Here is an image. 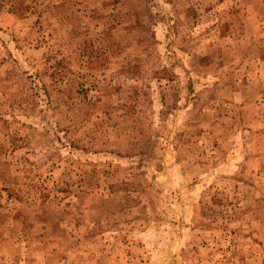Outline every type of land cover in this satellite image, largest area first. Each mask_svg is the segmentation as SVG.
I'll use <instances>...</instances> for the list:
<instances>
[{
    "label": "rangeland",
    "instance_id": "rangeland-1",
    "mask_svg": "<svg viewBox=\"0 0 264 264\" xmlns=\"http://www.w3.org/2000/svg\"><path fill=\"white\" fill-rule=\"evenodd\" d=\"M0 264H264V0H0Z\"/></svg>",
    "mask_w": 264,
    "mask_h": 264
}]
</instances>
